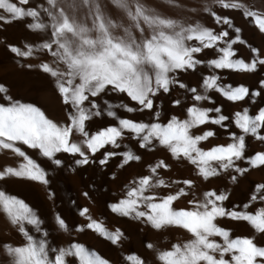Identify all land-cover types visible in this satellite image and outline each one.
<instances>
[{"label":"snow or ice","instance_id":"obj_1","mask_svg":"<svg viewBox=\"0 0 264 264\" xmlns=\"http://www.w3.org/2000/svg\"><path fill=\"white\" fill-rule=\"evenodd\" d=\"M161 3L180 14L202 11L212 18L217 28L164 15L143 0H72L71 3L66 0H35L34 3L33 0H0V24L7 26L21 21L27 31L44 33L40 43H25L23 50L9 44L8 50L23 59L22 68L37 67L51 77L67 113L63 124L54 123L39 107L21 102L9 94L4 84H0V150L22 158L16 167L0 169V180L16 178L47 186L45 169L18 145L34 150L57 169L63 163L57 153L68 154L74 158L76 166H84L105 145L119 149L124 132L130 133L131 139L138 141L141 149L150 151L151 146L158 142L173 160L183 157L204 181L223 176L237 183L238 176L248 172L249 168L264 165V151L249 157L244 155L246 136L264 142V135L260 134L264 132V107L259 108L255 115H250L247 109L238 111L230 119L221 113L219 107L197 106L198 102L209 100L201 91L207 93L214 89L225 100L237 102L249 94L248 88L221 85L215 73L203 76L199 84L201 91L186 88L176 79L178 73L195 71L196 66L203 63L199 58L202 50L211 49L217 54L216 58L207 60L209 68L246 73L255 72L257 66H264V54L241 38V29L229 16L217 14L207 3L202 6L185 5L182 0H161ZM214 4L224 10L241 12L245 20L264 34V9L257 10L254 5L241 0H214ZM236 44L250 48L249 62L233 58V46ZM33 59L37 60L35 65L29 62ZM173 83L190 92V99L197 102L186 108V119L173 116L162 124L155 122L159 116L157 111L153 122H135L116 117L112 111L114 106L108 105L106 114L115 118L118 126L95 133L86 130V122L102 115L97 100L91 98H98L106 91L123 93L135 106L124 104L117 107L128 113L144 110L152 113L158 108L154 98L160 92L168 94ZM259 83L264 88V80ZM257 95V92H251V97ZM172 103L175 106L180 101L177 99ZM209 112H215V116L210 117ZM225 121L239 130V134L229 131L230 143L208 150L198 147L200 142L213 137L214 132L201 130L200 134H193L191 129H198L206 123L228 129ZM116 155L121 157L116 165L118 168L141 159L130 150L117 153L105 149L98 162L106 165L109 158ZM241 160H245L248 167L237 166L236 161ZM160 169L167 171L169 164L161 159L149 165V174L129 181L130 186L123 198L108 205L112 213L140 221L153 230L175 227L189 234V239L171 243L168 250L156 249L152 243H147L145 247L154 252L159 264H264V247L256 246L249 238L231 239L229 232L215 223L218 217L242 220L255 232L264 234V208L257 209L255 214L227 210L223 206V201L228 198L225 192L205 190L197 197L192 180L166 182L160 178ZM172 185L183 186L163 196L146 194L154 188ZM190 195L186 201L190 207H173L174 201ZM257 199L264 203V184L255 187L251 200ZM243 207L247 209L248 204ZM0 209L26 241L22 246L0 245L8 257V264H109L79 243L50 249L43 238L44 233L40 234V239H34L26 225L39 233V219L23 201L3 191H0ZM87 213V208L79 210L87 224L76 225L77 232L87 228L112 245L122 241L120 229L109 231ZM54 221L58 230H68L65 220L59 215L54 217ZM212 237H219L223 243H217ZM124 259L128 264H145L135 254Z\"/></svg>","mask_w":264,"mask_h":264},{"label":"bare ground","instance_id":"obj_2","mask_svg":"<svg viewBox=\"0 0 264 264\" xmlns=\"http://www.w3.org/2000/svg\"><path fill=\"white\" fill-rule=\"evenodd\" d=\"M16 2V0H13ZM35 0H33V3ZM64 2V0H62ZM71 3L72 0H66ZM149 6H155L164 15L173 18H185L192 23H200L206 27L216 29L217 25L212 18L203 13L198 14L183 13L180 14L172 10L169 6L161 3V0H143ZM185 5L202 6L207 3L212 6L217 14L229 16L234 25L241 29V38L250 46L255 47L264 54V34H261L255 25L245 20L241 12L237 10H224L216 7L214 0H182ZM248 5H254L257 10L264 9V0H241ZM231 31V30H229ZM234 35V33H233ZM44 33H32L23 27V22L17 21L12 25L0 24V84H4L9 89V94L23 103H31L40 108L46 116L54 123L63 124L66 120L67 113L65 106L60 102L59 94L55 89L51 77L39 71L37 67L31 69L22 68L24 62L22 58H17L9 52L8 45L20 47L23 50L25 43H40ZM46 38V37H45ZM235 59H242L245 62L250 60V48L244 45L236 44L233 46ZM39 55V54H37ZM217 54L211 50H202L199 58L203 61L197 65L195 71L180 72L176 79L184 83L186 88H197L202 83L203 76L215 73L220 79L218 83L227 84L231 87L243 86L249 89V94L244 100L230 102L225 100L214 89L205 94L209 100L198 102L199 107H219L223 115L230 119L234 113L248 110L250 115H255L259 108L264 107V88L260 87V80H264V66H257L255 72L246 73L231 70L211 69L207 65L208 59L216 58ZM34 65L37 60L29 61ZM257 92L256 97H251V92ZM191 93L186 89L179 88L178 84L170 85V92L165 94L158 93L155 97V104L158 105L152 113L148 110L134 111L128 113L119 105H128L133 107L132 102L126 94L106 91L96 99L99 105L98 110L102 115L93 117L86 122V130L89 133L98 132L110 126H118L116 119L108 117L106 112L108 105H113L112 111L116 117L131 119L135 122L150 123L153 122L156 112L159 116L155 122L166 124L169 119L175 116L183 120L187 118L186 108L196 104L190 99ZM179 99L180 104L173 105L172 101ZM210 117L215 116V112H209ZM228 129L219 125L206 123L199 126L198 129H191L193 134H200L201 130H212L214 136L198 144L203 150H208L216 145H226L230 143L229 131L239 134V130L233 124L225 121ZM260 134L264 135V132ZM124 138L120 140V148L112 149L111 145H105L100 149L87 165L76 166L74 158L64 153H57L63 163L57 169L50 162L41 158L34 150L27 149L23 145H18L32 159L36 160L45 169L48 180L47 186L35 181L20 180L16 178L0 180V191L6 195L14 196L23 201L40 221V232L38 233L32 226L26 225V230L34 239H40L41 233H44L49 248L67 247L71 243H79L90 252H95L109 264H128L124 258L129 255H137L145 261V264H159L155 259L154 252L147 249L145 245L152 243L156 249L168 250L171 243L183 242L190 238L185 230L175 227H169L161 231H156L140 221L122 217L110 211L108 205L118 202L123 198L125 190L129 187V181L138 179L140 175L149 174V165L154 164L157 160H165L169 164L167 171L160 169V178L166 182L190 179L194 182V194L198 197L202 191H223L227 194V199L223 201V206L227 210L246 211L255 214L257 209L264 208V203L259 199L252 201L251 197L255 193L257 184H264V165L256 168H249L248 172L238 176V182L233 183L229 179L214 178L210 181H204L196 174V169L181 157L173 160L167 149L161 147L158 142L147 148L141 149L138 141L131 139V134L124 132ZM78 139V137H73ZM246 148L244 155L249 157L256 152L264 151V142L257 141L251 136H246ZM105 149L109 151H132L139 155V161H131L129 165L118 168L116 165L120 162L119 155L109 158L106 165H100L99 159L103 158ZM22 162V158L15 157L7 150H0V169L4 166L16 167ZM239 167H248L245 160L236 161ZM183 185H172L171 187L154 188L147 195H167L173 189ZM88 193L87 196L83 193ZM51 193V196H49ZM189 197H183L173 202L176 209L190 207L186 201ZM248 204V208L243 207ZM81 208L88 209V215L91 219L96 220L107 228L109 231H115L117 228L123 233L122 241L117 245H112L103 237L95 232L84 228L83 231L77 232L76 225H86L87 220L79 215ZM59 215L65 220L68 230L60 231L56 228L54 217ZM217 226L224 228L229 232L231 239L249 238L258 247H264V234L255 232L254 229L242 220H232L228 217H218L215 221ZM217 243H223L219 237H212ZM8 243L12 246H22L26 241L18 232L17 226H13L6 214L0 209V245ZM230 259V256H226ZM70 260L74 258H69ZM0 264H8V257L0 249Z\"/></svg>","mask_w":264,"mask_h":264}]
</instances>
